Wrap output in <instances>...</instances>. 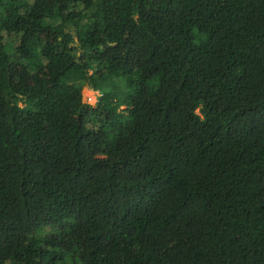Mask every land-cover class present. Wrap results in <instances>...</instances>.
I'll list each match as a JSON object with an SVG mask.
<instances>
[{
	"label": "trees",
	"instance_id": "obj_1",
	"mask_svg": "<svg viewBox=\"0 0 264 264\" xmlns=\"http://www.w3.org/2000/svg\"><path fill=\"white\" fill-rule=\"evenodd\" d=\"M0 264H264V0H0Z\"/></svg>",
	"mask_w": 264,
	"mask_h": 264
},
{
	"label": "rangeland",
	"instance_id": "obj_2",
	"mask_svg": "<svg viewBox=\"0 0 264 264\" xmlns=\"http://www.w3.org/2000/svg\"><path fill=\"white\" fill-rule=\"evenodd\" d=\"M16 38L17 37L15 35V37L13 39L16 40ZM83 94H84L85 102H87L89 104H92V105L96 104L98 96H99L98 92H96L94 90H91L90 88H85ZM224 187L226 189H228L229 188V183H225Z\"/></svg>",
	"mask_w": 264,
	"mask_h": 264
},
{
	"label": "built area",
	"instance_id": "obj_3",
	"mask_svg": "<svg viewBox=\"0 0 264 264\" xmlns=\"http://www.w3.org/2000/svg\"><path fill=\"white\" fill-rule=\"evenodd\" d=\"M97 92V91H96ZM99 94V93H98ZM92 105V104H91ZM94 105V104H93Z\"/></svg>",
	"mask_w": 264,
	"mask_h": 264
}]
</instances>
